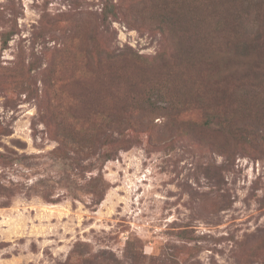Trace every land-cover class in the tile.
I'll return each mask as SVG.
<instances>
[{"label": "rangeland", "instance_id": "rangeland-1", "mask_svg": "<svg viewBox=\"0 0 264 264\" xmlns=\"http://www.w3.org/2000/svg\"><path fill=\"white\" fill-rule=\"evenodd\" d=\"M263 8L0 0V264H264Z\"/></svg>", "mask_w": 264, "mask_h": 264}, {"label": "trees", "instance_id": "trees-1", "mask_svg": "<svg viewBox=\"0 0 264 264\" xmlns=\"http://www.w3.org/2000/svg\"><path fill=\"white\" fill-rule=\"evenodd\" d=\"M263 14H264V8H263ZM240 17H241V15H240ZM222 18L223 17H220L218 19V22L224 20V18L223 19ZM173 25H174V23H173ZM218 28H220V27H218ZM260 28H261V25L258 26V29H260ZM231 33L233 34V32H231ZM233 36H235V35L233 34ZM256 61L251 59L252 63H250V65H249V62L247 63V65H240L239 70L237 68L231 69V70H226V71L224 70L223 71V75H224L223 80H222V77L220 79L217 78L216 80L212 79L210 86L212 87L213 95H214L215 90H219L220 88L223 87V85L225 87L228 82L232 84L231 89L235 93H237L236 92L237 90L242 89L243 74L240 72H243V71H249L251 74H253L254 78H255L254 82L260 81V78L263 77V75H264V68H263L262 64H256L257 63ZM219 72H220V70L218 71V73ZM218 73L216 75L221 76V74H218ZM236 75H237V77H236ZM253 89L255 90V88H253Z\"/></svg>", "mask_w": 264, "mask_h": 264}]
</instances>
